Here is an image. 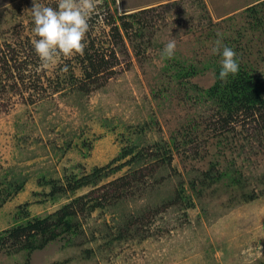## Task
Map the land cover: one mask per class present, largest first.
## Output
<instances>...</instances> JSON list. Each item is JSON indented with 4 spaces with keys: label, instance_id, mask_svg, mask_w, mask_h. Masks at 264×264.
<instances>
[{
    "label": "rangeland",
    "instance_id": "obj_1",
    "mask_svg": "<svg viewBox=\"0 0 264 264\" xmlns=\"http://www.w3.org/2000/svg\"><path fill=\"white\" fill-rule=\"evenodd\" d=\"M263 1L98 0L86 52L94 54L90 42L99 54L113 52L115 66L86 84L83 54L38 71L33 0H0V233L20 209L44 217L78 197L102 205L77 209L76 234L31 254L8 248L0 264H264V121L239 118L225 131L214 105L197 100L214 82L213 69L202 67L217 55V39L240 47L241 63L264 75V25L256 29L246 10ZM37 3L56 8L58 0ZM124 15L137 17L120 20ZM258 17L264 23L262 12ZM124 21H136L128 36ZM171 38L175 54L162 58ZM177 62L201 72L179 82ZM193 123L184 145L180 135ZM164 149L169 162L147 156ZM212 162L240 184L201 188ZM94 168L102 176L96 184L56 201L45 196L47 182L64 185ZM123 177L130 186L116 192L113 183ZM13 181L22 190L9 198ZM243 194L256 198L241 202Z\"/></svg>",
    "mask_w": 264,
    "mask_h": 264
},
{
    "label": "trees",
    "instance_id": "obj_2",
    "mask_svg": "<svg viewBox=\"0 0 264 264\" xmlns=\"http://www.w3.org/2000/svg\"><path fill=\"white\" fill-rule=\"evenodd\" d=\"M264 2V1H263ZM252 5L246 10L249 11V17L257 22L254 23L255 28L259 29L260 26L264 23L258 17L259 13L262 12L264 18V3ZM147 12V11H145ZM119 16V19H132L134 20L137 17L136 15L131 16ZM113 20V19H111ZM108 18H105V25L110 26L113 23L110 22ZM136 21H124L121 23L122 29L125 31V34L128 36L129 31L133 29V24ZM137 25H139L137 23ZM117 26V25H115ZM111 27V34L113 38L117 40L120 37L117 32V27ZM115 32V34H114ZM135 36H138V31H135ZM132 36V33L130 34ZM88 51H93L94 54H89L86 52V48L83 52V59L81 63L83 64V76L85 77L84 82L86 84L93 83L94 78L104 75L111 74L112 68L115 66L114 53L110 52L109 54H99L94 50L93 43L90 42ZM225 46L232 48L237 54L240 51V47H234L230 45L229 41L226 40ZM110 57V59L107 58ZM221 54H217L213 59L203 64V70L213 69L214 71V82L206 90H198V101L210 102L215 107L216 117L218 122L221 123V129L229 131V125L233 122H236L239 118L250 119L256 122L264 121V75L253 72L254 69L251 65H246L241 63L240 55H237L236 59L239 63V72L235 75H229L227 80L222 81L219 79V72L221 70V65L217 63L218 59H221ZM174 66V65H172ZM175 73L173 78L179 80L187 79L196 76L200 69L194 68L191 64L185 67V65L175 64ZM18 71L24 73V69L18 68ZM181 84V83H180ZM57 88V87H56ZM85 93H89L87 86L81 87ZM197 130L196 123L189 124L182 135H180L184 140V145H188L192 141L190 140L191 135L194 131ZM175 142L174 139L171 140ZM158 147V146H156ZM172 150V148H171ZM168 147V151H171ZM167 149L163 150L161 155H153V153L147 154V156L153 158H159L161 160L168 161L170 157H167L169 152ZM132 151L124 152L122 156L126 157L128 154H131ZM142 158V157H141ZM140 157H135V163L138 164ZM219 164L212 162L210 168L202 173V180L200 181V187L209 189L211 186L217 183H224V180H227L224 183L225 186H238L240 181L235 177V174L229 171L217 170ZM101 169L94 168L93 172L90 175H87L81 179H75V177H66V184L62 185L60 181H52L44 184V187L48 188V192L45 193V196L51 201H56L63 194L69 193L74 195V193L80 188L86 187L88 185L96 184L100 179ZM126 178L123 177L113 183L115 191L125 190V188L130 186L129 182H125ZM8 191L6 192L9 198L13 193H19L22 190V185L17 184L16 182H8L6 184ZM191 189L195 190L194 182L190 183ZM241 202H250L256 198L253 194L251 195H241ZM177 198L181 199L182 194L177 193ZM84 198L78 197L71 200L70 203L65 204L56 210L52 214L42 216V217H29L28 213H24L21 209L15 215L16 222L8 229L0 233V252L8 250V248L14 251V247L17 252L23 251L31 254L32 252L43 248L49 243L56 241L64 235H73L77 233V222L75 220L77 209L80 211H94L98 208H101L100 203H92L87 205L83 203ZM190 206L192 204L190 203ZM18 218V219H17ZM10 243V244H9ZM9 244V245H8Z\"/></svg>",
    "mask_w": 264,
    "mask_h": 264
},
{
    "label": "clouds",
    "instance_id": "obj_3",
    "mask_svg": "<svg viewBox=\"0 0 264 264\" xmlns=\"http://www.w3.org/2000/svg\"><path fill=\"white\" fill-rule=\"evenodd\" d=\"M98 0H58L57 7H49L33 0L29 11L34 27L32 40L40 65L37 69H47L58 58L83 54L85 36L90 30L89 20L97 11ZM176 39L171 38L162 49V58H172L176 50ZM212 54H221L219 79L227 80L229 75L239 72L237 53L225 46L221 39L215 41ZM68 71L67 65L63 68Z\"/></svg>",
    "mask_w": 264,
    "mask_h": 264
}]
</instances>
